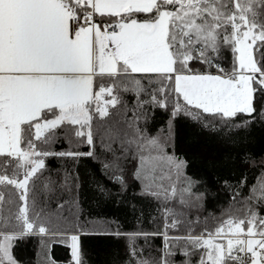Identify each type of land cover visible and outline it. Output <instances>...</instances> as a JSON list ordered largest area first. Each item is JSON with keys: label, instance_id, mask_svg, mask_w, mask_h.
<instances>
[{"label": "snow or ice", "instance_id": "snow-or-ice-1", "mask_svg": "<svg viewBox=\"0 0 264 264\" xmlns=\"http://www.w3.org/2000/svg\"><path fill=\"white\" fill-rule=\"evenodd\" d=\"M121 93L134 94L132 109ZM257 93L264 94V0H0V264H17L11 242L25 235L49 238L42 244L70 239L73 264H85L79 234L48 217L35 188L46 158L94 157L97 138L113 154L102 167L114 181L124 187L121 161L135 160L142 194L164 206L168 243L158 259L136 244L156 233H106L128 239L124 264H176L170 257L177 252L185 257L180 264H264V174L242 198V214L226 212L215 226L205 221L197 231L199 220L167 207L200 198L194 182L182 179L186 161L168 151L175 118L208 127L207 114L246 127L253 113L264 118ZM145 105L169 112L166 127L149 131ZM110 108L132 117L114 128L105 120L117 115ZM239 115L250 119L237 121ZM102 129L115 133L121 155L112 136L104 143ZM62 136L90 150L54 151ZM16 196L23 204L5 218L3 206L16 204Z\"/></svg>", "mask_w": 264, "mask_h": 264}, {"label": "trees", "instance_id": "trees-1", "mask_svg": "<svg viewBox=\"0 0 264 264\" xmlns=\"http://www.w3.org/2000/svg\"><path fill=\"white\" fill-rule=\"evenodd\" d=\"M230 59L229 55L222 62L225 67H230ZM121 95L128 109H132L136 103L134 94ZM119 108L120 105H117ZM145 108L148 109L147 127L150 132L156 133L158 129L166 127L169 112L151 109L148 105ZM256 108L258 112L264 108V94L257 93ZM117 109L110 108V112L117 113L115 117L105 118L112 121L114 128L120 126L117 121L132 117L131 111H127V117H124ZM205 117L210 121L208 127L183 114L177 116L173 121V145L168 149L186 161L182 179L185 183L189 180L194 182L193 192L199 193L200 198L197 200L193 197L191 206L170 202L167 207L183 213L182 218L185 220H199L201 223L197 231L204 226L205 221L210 227L215 226L217 219L224 218L226 212L241 215L237 209L242 207V198L249 194L250 186L264 174V118L253 113L254 119L246 127L230 128L228 124L215 121L207 114ZM236 119L244 121L250 118L239 115ZM99 124L103 125L104 120L99 121ZM93 125L95 134L97 121L94 120ZM109 136L116 139L112 147L117 149L116 155H121L115 133L101 130L100 137L105 144L109 142ZM70 140L71 143L62 136L60 142L53 146L54 151L87 153L90 150L86 142L77 144L74 136H70ZM95 153L94 157L46 158L43 174L36 181L38 206L43 207L53 222L67 228L70 233L79 234L85 264H124L129 255L128 239L106 234L117 230L156 233L146 241L144 237L136 238V244L143 248L145 256L162 257L168 243L161 234L165 232L164 206L160 201L142 194V184L133 176L136 161H121L125 182L122 187L114 181L112 170L102 167V162L111 161L113 154L100 147L99 138L96 140ZM245 179L246 186L241 183ZM177 186L182 185L178 182ZM12 191L15 193V189ZM14 198L16 204L6 202L3 206L5 218L18 213L19 206L23 204L18 196ZM31 198L32 193L29 195L30 201ZM5 200L8 201L7 192ZM261 214L264 215V208ZM81 228L83 232H79ZM184 231L185 225H180L179 232ZM173 234H176V230L169 229L168 235ZM47 239L39 235L14 239L11 242V254L17 264H73L70 239L68 242H57V238H52L51 242L42 244V240ZM170 259L180 264L185 257L177 252Z\"/></svg>", "mask_w": 264, "mask_h": 264}]
</instances>
